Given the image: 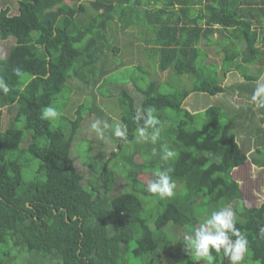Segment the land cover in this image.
Instances as JSON below:
<instances>
[{
	"label": "trees",
	"instance_id": "1",
	"mask_svg": "<svg viewBox=\"0 0 264 264\" xmlns=\"http://www.w3.org/2000/svg\"><path fill=\"white\" fill-rule=\"evenodd\" d=\"M10 10L9 5L0 8V40L14 41L0 55V80L9 88L7 93L0 90V264H196L194 255L183 258L171 249L167 227L174 224L193 232L199 206H205L208 217L233 203L236 226L248 239L242 264H264V204L244 203L239 182L231 175L248 159L235 131L225 133L218 104L204 110L205 127L183 107L191 92L213 96L226 90L218 76L220 66L206 67L201 48L217 46L225 53L222 60L238 63L234 69L243 82L230 85L232 89L254 87L261 76L259 66L264 68V0H18L16 13ZM115 27L121 31V45L115 44ZM228 30L232 43L241 44L231 53L220 46ZM142 39L141 53L151 48L160 71L186 74L194 81L189 89L177 87L170 94L159 92L156 80L145 88L135 83L143 95L138 106L126 88L120 89L115 101L127 141L113 135L118 151L103 162L98 180L90 178L84 185L70 156L73 138L86 113L102 119L104 110L94 100L111 95L108 86L117 84L112 72L128 69V63L117 64L116 59L125 45L133 56V43ZM225 65L221 72L230 70ZM84 88L93 102L78 105L71 119L65 115L71 94ZM63 93L67 96L60 100ZM46 106L55 107L59 117L42 119ZM3 108L9 113L15 109L5 127ZM149 108L155 109L159 128L164 111L178 117L166 135L170 140L165 146L161 141L148 148L128 146L143 125L135 119L137 113ZM164 148L176 156L162 160ZM33 160L38 166L28 175L24 169ZM252 163L264 167V144L254 150ZM156 169L170 170L177 185L172 197L146 191L147 182L139 176L149 174L150 180ZM119 171L127 187L109 197ZM164 250L175 252L168 263L160 257ZM213 258L211 264H229L222 253L213 252Z\"/></svg>",
	"mask_w": 264,
	"mask_h": 264
},
{
	"label": "rangeland",
	"instance_id": "2",
	"mask_svg": "<svg viewBox=\"0 0 264 264\" xmlns=\"http://www.w3.org/2000/svg\"><path fill=\"white\" fill-rule=\"evenodd\" d=\"M17 1L18 0H0V8H3L5 5H9L11 7L10 14L16 13L17 11ZM87 2L88 0H83ZM68 5L74 4L73 2L67 1ZM114 27V25H112ZM117 34H115V44L121 45L122 40L120 41L121 31L115 27ZM114 30V31H115ZM231 30L227 32V40H223L220 46L225 49L226 52L231 53L232 50L238 48L240 49V45H236L232 43L230 33ZM113 34L112 30L110 35ZM152 34V33H151ZM154 34V32H153ZM218 33H214L213 37H218ZM213 38V39H215ZM140 39V38H139ZM241 39V38H239ZM137 40V39H136ZM14 41H0V55H2L7 46L12 44ZM205 42V41H203ZM232 44V45H231ZM202 46V43H201ZM144 43L143 39L135 41L133 43L134 55L129 56L130 47L125 45L123 48L122 54L120 57L116 59V63H128L127 67H123L119 70L112 72L111 79L117 80L115 83L108 86V89L111 93L109 97H103L98 95L94 100L97 105L103 108L104 111L102 119L96 116L95 113H86L83 119L80 122L79 131L73 138L72 146L70 149V156L74 161V164L77 170L82 174L83 180L82 184L86 185L90 181V178L93 180H98L99 169L101 168L104 161L110 158L112 152L118 151L117 142L113 137L114 125L119 123L123 124L120 120L121 109L116 106L115 94L122 89L126 88L128 92L132 95L135 100L136 105L138 106L143 99V95L137 89V85L134 86L135 83L140 87H147L149 81L156 80L158 83L159 92H163L166 94H170L176 91V88L180 89H189L192 85L194 79L190 76L176 75L172 74L170 71H160L156 65V59L154 55L151 54V48H147V51L141 53V49H143ZM217 47V46H216ZM215 46L201 48L202 53L204 52L206 57V67L218 68L219 66H223L225 62L226 67H230V71L224 73L221 72V69H217L218 76L220 78V83L222 86L226 88L225 91L216 94L215 96H210L201 92H191L183 101V107L186 108L189 112L195 114V122L201 127L206 126V122L208 121V116L204 114V110L210 105H217L221 108L223 117L219 120L220 125L224 126L225 133L234 132L236 133V140L239 143L240 147L246 153L248 159L241 166L234 168L231 171L232 177L239 182L241 195L244 203L248 206H258L260 204H264V167H258L252 163V156H254V150L257 147H260L264 144V131H258L257 127H261L264 130V120H260L261 117L264 119V114L261 113L264 111V107H258L255 103L250 100V91L253 88L245 87L243 91L241 89H237L235 91L230 87L233 83L243 82V78L240 73L235 71V66L238 63L233 62V60L224 61L222 60L225 53L223 51H219ZM228 48V49H227ZM139 49V51H138ZM207 51V52H206ZM110 59L113 56L112 52L107 51ZM112 61V60H110ZM114 63V59H113ZM225 67V68H226ZM245 66H243V69ZM259 70L261 71V75L264 74V68L259 66ZM255 71V69H252ZM171 73V74H170ZM134 78L135 80H132ZM126 80V81H125ZM127 82V83H125ZM161 82V83H160ZM257 82V81H256ZM76 89V88H75ZM88 89L84 88V90L77 89L71 94V101L69 102V111L65 113V115L71 119L76 117V109L77 106L81 103H85L86 105H90L93 100L89 97H85L88 95ZM237 92V93H236ZM252 92V91H251ZM67 93L60 94V100L65 99ZM69 96V95H68ZM112 100V101H111ZM15 112L14 108H11V112L9 113L6 108L1 110V117L3 119V126H7V121L9 118L13 116ZM165 118L161 122L159 139L157 141H161L162 145L165 146L167 141L170 140L167 138V134H170L173 129H175L176 120L178 117L173 114L172 111L166 110L164 111ZM221 115V116H222ZM241 118V119H238ZM252 119V120H250ZM96 120L101 121V127H103V123L107 122L109 128L104 130V137H99L95 131H93L90 127V124ZM103 120V121H102ZM6 121V122H5ZM210 122L211 119H210ZM211 128L213 129V125L210 123ZM154 130H148L147 134L152 133ZM135 140L130 142L128 146L138 143L140 146H149L151 140H142L139 138L137 130L135 132ZM26 141L28 139L25 137ZM24 139V140H25ZM156 143V142H155ZM150 158V157H149ZM117 161L118 158H115ZM136 161L141 162L142 158L140 155L135 156ZM116 161L113 160V165ZM38 166V161L33 160L32 167H28L24 169V172H28V175L31 172H35ZM116 181L113 186L112 191L110 192L109 197H113L118 195L124 188L127 187L124 178L121 174V171L117 172ZM150 175L149 174H141L139 178L143 182H148ZM92 180V181H93ZM236 214L237 218V209L236 204H230ZM207 211L204 205H201L196 210V216L198 217V221L195 227H197L204 219L207 218ZM167 234L172 241V248L178 250V252L184 256L187 254L185 251V245L183 242V237L185 234H191L192 231H188L185 228L170 224L167 227ZM174 250H164L160 251V257L163 263H168L171 259V255L174 253ZM177 261H180L179 255L174 257ZM133 259H129L131 261ZM203 260H197L196 264H199ZM54 262L46 260L44 264H53ZM138 264V263H136Z\"/></svg>",
	"mask_w": 264,
	"mask_h": 264
},
{
	"label": "clouds",
	"instance_id": "3",
	"mask_svg": "<svg viewBox=\"0 0 264 264\" xmlns=\"http://www.w3.org/2000/svg\"><path fill=\"white\" fill-rule=\"evenodd\" d=\"M0 90L4 93L9 91L6 84L0 80ZM251 100L258 107H264V74L256 82V87L251 96ZM155 109L149 108L145 114L137 113L135 119L143 121V125L138 127L137 133L142 140H151L155 143L159 137L160 128L157 125L160 121L153 115ZM60 113L53 106H46L41 118L45 120L58 118ZM90 127L96 134L103 138L104 130L109 128L107 122L103 123L96 120L90 124ZM152 128L154 131L147 134V129ZM113 135L122 141H127V127L123 124H115ZM155 152V149L153 150ZM176 156V152L170 148H164L161 153L162 160H170ZM168 169H156L146 185V191L159 195L162 199L172 197L177 185L169 174ZM237 218L231 205L222 206L219 210L212 211L211 214L194 228L191 234H185L183 244L185 251L189 255H194L200 260L208 261L211 264L213 252L226 257L229 264H242L246 253L248 252V239L245 233L236 226ZM264 233V228L261 229Z\"/></svg>",
	"mask_w": 264,
	"mask_h": 264
},
{
	"label": "crops",
	"instance_id": "4",
	"mask_svg": "<svg viewBox=\"0 0 264 264\" xmlns=\"http://www.w3.org/2000/svg\"><path fill=\"white\" fill-rule=\"evenodd\" d=\"M176 5V4H175ZM1 41V40H0ZM4 41V40H3ZM230 71V70H229ZM236 71V70H235ZM228 72V71H227ZM237 72V71H236ZM239 73V72H238ZM237 83V82H236ZM236 83H233V84H236ZM238 83H239V81H238ZM232 84V85H233ZM235 91H237V90H235ZM237 93V92H236ZM213 96H215V95H213ZM262 168V167H261Z\"/></svg>",
	"mask_w": 264,
	"mask_h": 264
}]
</instances>
